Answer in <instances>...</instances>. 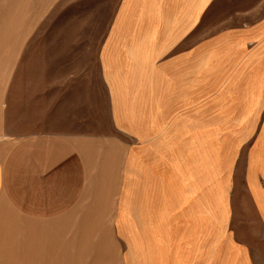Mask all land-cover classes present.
<instances>
[{
    "label": "crops",
    "instance_id": "0c3cea01",
    "mask_svg": "<svg viewBox=\"0 0 264 264\" xmlns=\"http://www.w3.org/2000/svg\"><path fill=\"white\" fill-rule=\"evenodd\" d=\"M251 9L117 0L98 52L106 123L89 100L77 129H17L0 82V264H264V18ZM110 217L113 241L109 228L89 240Z\"/></svg>",
    "mask_w": 264,
    "mask_h": 264
},
{
    "label": "rangeland",
    "instance_id": "374dc122",
    "mask_svg": "<svg viewBox=\"0 0 264 264\" xmlns=\"http://www.w3.org/2000/svg\"><path fill=\"white\" fill-rule=\"evenodd\" d=\"M116 2L32 0L33 4L23 3L28 8L21 9V0H0V82H7L10 111L24 114L22 122H12L13 127L28 124V128L39 130L77 129L80 123L75 116L78 111L86 112L89 100L93 113L98 114L92 120L108 122L98 52ZM8 3L12 6L7 7ZM246 4L252 5V22L264 18V0H246ZM5 32L23 38L16 41L20 43L18 48L10 50L2 40ZM9 61H13L12 66ZM14 219L13 223L19 225V218ZM74 219L71 228L79 239L80 218ZM60 220L66 229L67 218ZM111 221V217L98 218L87 238L94 240L109 228L113 241Z\"/></svg>",
    "mask_w": 264,
    "mask_h": 264
}]
</instances>
